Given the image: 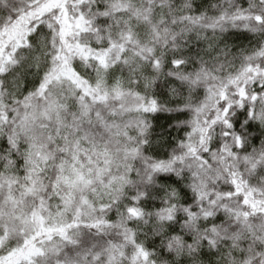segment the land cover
<instances>
[{"label": "snow or ice", "instance_id": "1", "mask_svg": "<svg viewBox=\"0 0 264 264\" xmlns=\"http://www.w3.org/2000/svg\"><path fill=\"white\" fill-rule=\"evenodd\" d=\"M0 264H264V0H0Z\"/></svg>", "mask_w": 264, "mask_h": 264}]
</instances>
